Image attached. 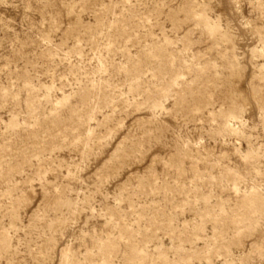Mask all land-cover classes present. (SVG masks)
<instances>
[{
    "label": "rangeland",
    "instance_id": "rangeland-1",
    "mask_svg": "<svg viewBox=\"0 0 264 264\" xmlns=\"http://www.w3.org/2000/svg\"><path fill=\"white\" fill-rule=\"evenodd\" d=\"M0 264H264V0H0Z\"/></svg>",
    "mask_w": 264,
    "mask_h": 264
}]
</instances>
